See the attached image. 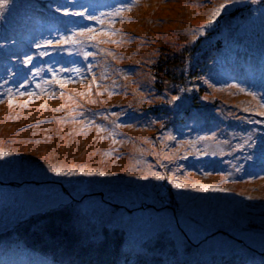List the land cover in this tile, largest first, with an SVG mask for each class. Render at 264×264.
Here are the masks:
<instances>
[{"label":"rangeland","instance_id":"rangeland-1","mask_svg":"<svg viewBox=\"0 0 264 264\" xmlns=\"http://www.w3.org/2000/svg\"><path fill=\"white\" fill-rule=\"evenodd\" d=\"M74 32L79 44L57 43ZM261 113L264 0H8L0 264H77L113 230L128 245L119 264L263 263ZM50 213L83 238L65 244ZM32 225L50 226L43 248L27 246Z\"/></svg>","mask_w":264,"mask_h":264},{"label":"trees","instance_id":"trees-1","mask_svg":"<svg viewBox=\"0 0 264 264\" xmlns=\"http://www.w3.org/2000/svg\"><path fill=\"white\" fill-rule=\"evenodd\" d=\"M179 60L180 59L177 58L176 60L173 61V64L178 65ZM180 63L184 64L182 61H180ZM59 212H58L59 213L58 215L60 216L64 213L62 210H60ZM49 215H50V221L52 220L50 222L51 225L54 224L53 227L55 228V230L61 233V236H62L61 240H63L65 244L72 245V242H74L75 239L82 237L81 233L79 234L75 230L76 227H72L70 228V230H68L64 228L63 224L65 223L61 224L60 222L57 224L55 218L51 219L53 213L48 214V216ZM71 218L72 217H68L69 219L68 222L72 220ZM41 224L43 225V223ZM37 225L34 226L35 227L34 231H30V233L26 232V234L29 235L27 239V243H28L27 246L31 245L32 244L31 242H33L34 244L32 245H35L37 248L38 247L43 248L45 246L43 244V241L46 238L45 234L47 235L50 234V236H52L51 229H50V226L48 225H45L39 229V228H36ZM56 225L58 226L57 228H56ZM34 227L32 225V228ZM106 236L107 237L105 238L104 241L100 243L99 242L94 243L90 241L88 245H86V247L83 246L81 250H79V252H75V254L73 255L76 256V258L75 257L74 258L77 260V264H119V260L121 257L120 255L126 252L124 247L128 248L125 234L123 231L113 230L110 234ZM61 243L63 242L61 241ZM261 259L263 260V263L260 262V264H264V255H262ZM167 264H178V263L172 260L170 263H167ZM180 264H183V263H180ZM230 264H234V263H230Z\"/></svg>","mask_w":264,"mask_h":264},{"label":"snow or ice","instance_id":"snow-or-ice-1","mask_svg":"<svg viewBox=\"0 0 264 264\" xmlns=\"http://www.w3.org/2000/svg\"><path fill=\"white\" fill-rule=\"evenodd\" d=\"M8 0H0V7H4L6 6ZM124 7H127V8H131L132 5L129 4V5H126V6H122L121 8H118L114 13L113 15L116 16V15H119L120 12L124 9ZM220 8H223L224 5H220L219 6ZM57 11H60V9H57ZM65 14L68 15V14H72V15H79V16H84V13L83 12H78V13H69L67 9H65ZM220 15V11L219 9H217L216 11H214L212 13V19H215L217 16ZM87 19H90V20H94L96 19L94 16H89L87 17ZM113 21H110V23H112ZM212 21L211 20H208L207 23H211ZM94 30L90 27H83L79 30L80 32V35H83L85 33H92ZM76 36V33L74 32L72 34V36H65L63 38H61L57 43L59 44H64V45H67V44H79L81 41L79 39H75L74 37ZM47 44L51 45L52 44V41H47ZM37 47H40V45H37ZM42 55H47V53H42ZM90 55H93V53H89V52H84V56L85 58H87L88 56ZM26 62H31V57H26ZM39 71V70H37ZM76 71H79L78 69ZM53 80H55L56 83H59V84H63V83H67V82H70L68 80H64V79H57L56 76L54 75L53 76ZM37 87L39 88L40 86L37 85ZM42 92L44 91L43 89L41 90ZM20 95H28V96H32L34 95V93L32 92H28V93H23V92H20L19 93ZM177 97H172V100H176ZM261 115H264V113H261ZM3 156H9L11 155L10 153L8 152H3L2 153ZM49 170L53 171V172H58L59 174H63V175H72L73 174V171L70 169L68 172H60V169L58 168H53L51 165H49ZM85 175H100V176H104V175H109L110 173H105V172H92V171H87V172H84ZM153 176H155V179L157 180H163L164 177L163 176H160V175H157L156 173H152ZM193 185H189V184H182V183H175L173 182V187L175 188H188V187H192ZM197 190L199 191H208V190H213V191H226V189H216L214 188L213 186L211 185H197Z\"/></svg>","mask_w":264,"mask_h":264}]
</instances>
